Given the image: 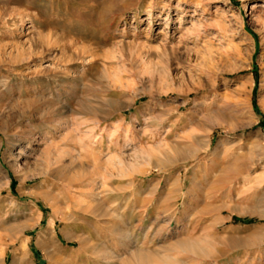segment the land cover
I'll list each match as a JSON object with an SVG mask.
<instances>
[{"label": "rangeland", "instance_id": "obj_1", "mask_svg": "<svg viewBox=\"0 0 264 264\" xmlns=\"http://www.w3.org/2000/svg\"><path fill=\"white\" fill-rule=\"evenodd\" d=\"M23 1L0 3L1 59L39 36L31 60L0 64V264H264V0ZM66 86L100 113H67ZM79 163L85 179L61 183Z\"/></svg>", "mask_w": 264, "mask_h": 264}, {"label": "bare ground", "instance_id": "obj_2", "mask_svg": "<svg viewBox=\"0 0 264 264\" xmlns=\"http://www.w3.org/2000/svg\"><path fill=\"white\" fill-rule=\"evenodd\" d=\"M22 2H24L23 0H0V3H9V4H12V5H20ZM23 4V3H22ZM252 8V7H251ZM257 8H258V10H262L264 7L262 6V5H258L257 6ZM176 10L177 11H179V13L180 14H182V12H180V10H181V8H180V5H177V7H176ZM19 18V17H18ZM260 19V18H259ZM201 24L199 23L197 26H191L190 27V29L187 31V33H188V35H193L192 37L193 38H196V40H198L199 38H200V36H201V34H203V33H201ZM47 34V33H46ZM37 35V34H36ZM48 35L49 34H47V37H48ZM30 36V35H29ZM28 36V37H29ZM43 37V36H42ZM47 37H44V38H47ZM52 37V36H51ZM39 39V36L37 35V36H35L34 38H29L28 40H27V43H28V47H27V49H24V46L23 45H16V46H14L15 47V50H16V54L15 55H12V53L8 56V58H7V60H3V59H1L0 58V64H2V63H6V66H7V63L9 64V65H18V64H20L22 61H29V60H31V58H33L35 55H37V53H36V50H37V44L39 43L38 40ZM48 39V38H47ZM52 41V40H51ZM48 42V41H47ZM55 42V41H54ZM53 43V42H52ZM42 45V44H41ZM52 45V44H51ZM49 47V46H48ZM43 48V47H42ZM47 48V47H46ZM74 50V49H73ZM77 50H79V51H77L76 52V54H75V52H74V54H75V56H84V55H86V57H87V59L88 60H91V61H93L92 59H94L95 58V56H94V54H92V52L90 51V50H88V49H86V48H84V47H82L81 49H77ZM75 51V50H74ZM13 52H15V51H13ZM60 55V54H59ZM88 55V56H87ZM24 56H25V58H24ZM62 54H61V58H62ZM2 57V56H1ZM70 57V56H69ZM67 58V61H64L65 63H73V58L72 57H70V58ZM23 58V59H22ZM79 59V58H78ZM83 59V58H82ZM63 60H66V59H63ZM84 61V60H83ZM90 61V62H91ZM60 62H63V61H60ZM89 62V61H88ZM89 62V63H90ZM64 66V65H63ZM71 66V65H70ZM69 67V66H68ZM9 68V67H8ZM15 68V67H14ZM44 68H46V66L44 67ZM66 68V67H65ZM15 71V70H14ZM46 71V70H45ZM48 72V71H47ZM16 73V72H15ZM43 73V72H42ZM55 73V72H54ZM54 73H52L53 75H54ZM57 74V73H56ZM52 75V76H53ZM54 77V76H53ZM60 79H61V77H59ZM67 78V77H66ZM59 80V79H58ZM63 80V79H62ZM68 80V82H71V81H69V79H67ZM55 82H57V81H55ZM64 82H65V80H64ZM67 82V81H66ZM112 82V81H111ZM60 83L61 82H59V85H60ZM72 83V82H71ZM111 84V83H110ZM56 85H57V83H56ZM65 85H66V83H65ZM69 85H71L70 83H69ZM72 85H74L73 83H72ZM55 86V85H54ZM62 88V87H61ZM64 89L65 88H67V89H65V93H67L68 95H70L69 96V98L70 97H72L73 98V96H74V98H73V100H75V98H76V108L77 109H75L76 111H74V110H67L66 112L67 113H69L70 115H85V113H86V111L89 109L90 110V108L92 109V113L93 114H98V113H100V110H102L101 108H102V102L101 101H97V99H83L82 97L81 98H79L80 96H78L77 97V95H78V91L75 93L74 91H73V89H72V87L71 86H66V87H63ZM62 92V91H61ZM81 92H83V91H81ZM80 92V93H81ZM83 93H85V95H86V97H88L89 95H88V93L87 92H83ZM83 93H82V95H83ZM66 94V95H67ZM64 95V94H63ZM79 95H81V94H79ZM85 95H83V97L85 96ZM42 96V95H41ZM89 98V97H88ZM101 99V98H100ZM52 100V99H51ZM69 101H71V100H69ZM74 102V103H75ZM71 103H72V101H71ZM19 104H20V106H22L21 108L23 109H25L27 112H29V111H31L37 104H41V105H45V107H47V114H50L51 113V111H49V109L53 106L52 105V101H50V100H48V99H45V98H42L41 100H36V99H34V98H32V99H30V98H26V99H24V101L23 102H21V103H18V106H19ZM94 105V106H93ZM106 105V104H105ZM36 108V107H35ZM100 108V109H99ZM21 109V110H22ZM88 112V111H87ZM89 113V112H88ZM102 113V112H101ZM62 115V114H61ZM74 118V117H73ZM206 120V119H205ZM207 122L209 123V124H211L212 126H211V129L209 130L210 132H208L209 134H207V136H206V139H207V142L205 143V148H208L209 147V145H210V134L212 133V127L213 126H219L222 122H223V120L221 119V118H219V117H211V118H208L207 119ZM224 123V122H223ZM223 123H222V125H223ZM73 126L74 127H71L70 125H68L66 122H62L61 124L59 123L58 125H57V128L58 127H61V129L63 130V132H64V135H63V137H65V136H68L71 132H73V131H77L78 132V130L81 128L80 126H82V124L81 123H74L73 124ZM228 126L230 127V128H232V126H233V124L231 123V122H228ZM246 127V126H245ZM85 129H87V128H85ZM83 131V130H82ZM84 132V131H83ZM74 133H76V132H74ZM79 133V132H78ZM88 133H90V130L88 131V130H86L84 133H83V141H86V140H89V138L87 137L88 135ZM92 133V132H91ZM91 136V135H90ZM91 138V137H90ZM93 138V137H92ZM82 140L80 141V143H83L82 142ZM79 141V140H78ZM80 143H79V145H80ZM91 143V142H90ZM95 144L97 143V142H94ZM99 143V142H98ZM78 144V143H77ZM88 144V143H87ZM233 146H229L227 149H225V151H226V153H228L227 151H229L231 148H232ZM82 148H84V149H86V148H89V145L87 146V145H85V144H81V149ZM86 150H89V149H86ZM62 153V152H61ZM61 153H59L58 154V156H57V161L58 162H60V159H62L61 157L63 156ZM80 154H76L75 156L73 155H69V156H71L70 157V160H69V163L66 165V166H64V165H62V166H64L63 168L64 169H67L68 171L70 170L71 171V169H72V167H73V165L77 162V161H81V159H83V157H82V153H81V151L79 152ZM92 153H93V155L95 156H99L100 155V152L98 151V149H96L95 151H92ZM175 153V152H174ZM225 154V153H224ZM86 156V155H85ZM92 156V155H91ZM175 156V155H174ZM224 156H226V155H224ZM47 157V156H46ZM86 158H87V156H86ZM92 158V157H91ZM49 159V158H48ZM93 159V164H92V168L93 169H100V168H102L101 167V162L95 157V158H92ZM105 161V160H104ZM57 162V163H58ZM82 162V161H81ZM80 162V163H81ZM107 162V161H106ZM165 162V161H164ZM61 163V162H60ZM79 163V172H81L82 174L80 175H78V177L79 178H75V176L76 175H74V176H72V175H68V176H64L63 175V177H62V182L61 183H64V185H67V186H70V185H72V184H74V183H76V182H78V181H83L84 179H85V173H87V168H84L81 164ZM59 164V163H58ZM101 164V165H100ZM106 164V163H105ZM100 170H102V169H100ZM231 171V169L230 168H226L225 170L224 169H222V168H217L216 170H214V171H212L211 173H210V175H215V174H217V173H219V172H221V174H225V173H228V172H230ZM89 172V171H88ZM225 172V173H224ZM65 174V173H64ZM74 174V173H73ZM76 174H78V173H76ZM220 174V173H219ZM44 174L43 173H39V174H36V175H34V174H31V175H29V176H24L23 178H21L20 179V181L21 182H24V181H27V180H33V179H35V178H37V177H40V176H43ZM86 175H88V174H86ZM99 175H100V173H99ZM206 175V174H205ZM77 177V176H76ZM56 178H58V177H56ZM96 178V177H95ZM205 178V177H204ZM59 179H61V178H59ZM98 181H95V179L93 178L89 183H88V185L86 186V187H89L90 188V190H92V188L93 187H95L96 186V184L98 183L99 184V186H103V184H104V182H103V177L100 175L98 178ZM261 182H263L264 183V179L262 178V180H261ZM83 184H85V181L84 182H82ZM199 183V182H198ZM202 184V183H201ZM197 186H199L197 183H194V184H192V188H194V189H196V191L198 190L199 191V194L201 193V194H204V192L203 191H205V190H203L202 192H200V190L198 189V188H196ZM240 187V196H245L246 194L243 192L245 189H246V187H245V185L244 186H239ZM248 187V186H247ZM215 190V189H214ZM245 194V195H244ZM205 195V194H204ZM244 198V197H243ZM13 242V241H12ZM183 242V241H182ZM203 242V241H202ZM181 243V242H180ZM198 243V242H197ZM197 243H193V242H185V243H183L182 245L184 246V247H186V248H188V249H190V250H194V251H199V249H198V246H197ZM179 244V243H178ZM181 245V244H180ZM182 246V247H183ZM203 251V250H202ZM136 252V251H135ZM200 252V251H199ZM198 252V253H199ZM191 253H192V251H191ZM202 253H204V252H202ZM193 254H196L197 256H198V254H197V252L195 253V252H193ZM205 254V253H204ZM203 254V255H204ZM133 255V254H132ZM201 255V254H200ZM205 256H206V254H205ZM132 257V259L131 260H129V261H126L127 263L126 264H152V262H153V256H151V255H149V254H143V253H138V252H136V253H134V255L133 256H131ZM202 257V256H201ZM163 260L164 259H162L161 261H159V262H162V263H164L163 262Z\"/></svg>", "mask_w": 264, "mask_h": 264}]
</instances>
